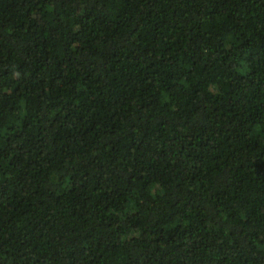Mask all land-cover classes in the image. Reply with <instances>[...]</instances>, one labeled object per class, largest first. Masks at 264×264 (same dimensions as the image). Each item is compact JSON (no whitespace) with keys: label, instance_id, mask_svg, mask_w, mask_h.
Returning a JSON list of instances; mask_svg holds the SVG:
<instances>
[{"label":"trees","instance_id":"obj_1","mask_svg":"<svg viewBox=\"0 0 264 264\" xmlns=\"http://www.w3.org/2000/svg\"><path fill=\"white\" fill-rule=\"evenodd\" d=\"M0 264H264V0H0Z\"/></svg>","mask_w":264,"mask_h":264}]
</instances>
